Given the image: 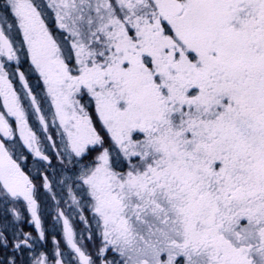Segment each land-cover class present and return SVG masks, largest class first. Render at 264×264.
Instances as JSON below:
<instances>
[{
  "label": "snow or ice",
  "instance_id": "6c2138e0",
  "mask_svg": "<svg viewBox=\"0 0 264 264\" xmlns=\"http://www.w3.org/2000/svg\"><path fill=\"white\" fill-rule=\"evenodd\" d=\"M0 264H264V0H0Z\"/></svg>",
  "mask_w": 264,
  "mask_h": 264
},
{
  "label": "flooded vegetation",
  "instance_id": "af4514ba",
  "mask_svg": "<svg viewBox=\"0 0 264 264\" xmlns=\"http://www.w3.org/2000/svg\"><path fill=\"white\" fill-rule=\"evenodd\" d=\"M24 228H25L26 231H30L31 230V228H30V226L28 224H25Z\"/></svg>",
  "mask_w": 264,
  "mask_h": 264
}]
</instances>
